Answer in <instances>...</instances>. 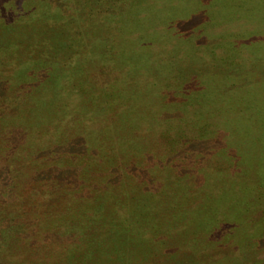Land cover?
Returning <instances> with one entry per match:
<instances>
[{
    "label": "rangeland",
    "instance_id": "374dc122",
    "mask_svg": "<svg viewBox=\"0 0 264 264\" xmlns=\"http://www.w3.org/2000/svg\"><path fill=\"white\" fill-rule=\"evenodd\" d=\"M32 1L40 6L41 13L38 20L30 24L23 23L25 18L21 17L9 22L4 15L9 8L5 11L0 8V66L24 56V64L33 67L34 73L29 78L28 68H24L12 79L20 82L28 78L33 84L29 90L21 92L32 90L38 94L34 104L26 109L33 120H50L63 113L66 110L64 94L73 90L77 93L75 108L80 113L89 111L96 128L86 127L78 119L77 124L82 130L87 129L93 140L107 146L109 142L116 143L122 151L126 147L138 149L142 146L141 136L137 134L142 128L140 124L152 122L151 116L171 111L168 108L173 107L174 102L165 107L159 101L160 95L178 98L182 83L194 82L193 90L188 91L192 98H198L191 126L199 128L205 120L219 116L223 108L234 105L251 118L246 135L247 150L240 151L239 159L235 158L237 165L233 175L223 173L225 170L215 172L216 188L203 189L208 191L207 196L197 206H173L176 201L170 203L171 192L166 191L178 189L172 183L165 186L166 192H160V199L159 196L154 198L157 193L151 189L142 193L137 187L127 194V200L116 199L118 204L129 206H110L111 197L107 194L102 201H83L76 206L55 204L51 202L52 188L42 179V175H49L41 171V176L38 171L33 178L38 185L25 186L26 195L20 198L25 201H18L10 194L3 195L0 204L14 203L15 211L22 208L21 212H27L30 218V211L37 214L41 210L47 217L57 214L59 220L55 218L56 221L71 218L85 224L86 232L80 234L82 240L72 238L76 252L63 255L64 244L60 242L59 247L54 248L55 254L49 256L51 264H255L251 253L245 250L244 241L264 234V41L252 44L253 49H248L252 54L249 57L244 54L245 47L240 46L241 43L233 44L228 37L247 38V28H238L240 19L255 23L253 31L260 30L258 24L264 25V0ZM54 3L70 8L72 25L47 24L51 14L46 7ZM207 10L215 23L226 25L218 31L220 39L210 45L199 44L200 26L193 29L194 35L188 38L178 34L180 20ZM36 41L41 48L35 46L31 50L33 43L30 42ZM29 49L34 55H30ZM71 52L75 53L74 60L66 63ZM8 74L0 69V97L18 86L9 88L3 84L11 81ZM233 90L239 94L238 99L231 98ZM10 119L12 124L33 125V120L27 116ZM18 131L11 136L0 128V184L7 180L1 171L2 164L7 162V156L13 155L5 150L8 142L4 139L10 141L11 147L20 143L26 145ZM2 134H5L4 139ZM222 154L230 156L226 150ZM31 161L30 151L23 148L18 159L10 162L16 167L25 165L30 170ZM222 175L228 179L226 183H222ZM51 176L53 187L55 175ZM70 179L67 181L61 176L66 186L71 184L68 189L74 190L73 199L87 196L77 195L80 183ZM142 183L148 186L151 181ZM259 196L262 201L258 200ZM118 208L124 210L123 216H119ZM257 211L263 214L260 219H255ZM41 223L46 225L47 222L41 220ZM223 225L231 227L229 233H218ZM174 228H177L175 233ZM249 228L251 233L247 232ZM74 232L72 228L61 231L60 237ZM53 237L45 240L58 239ZM222 243L228 246L223 247ZM11 246H16L15 241ZM207 246H213L212 250ZM9 254L7 256H13L12 251ZM24 256L20 263H49L44 257L37 260L26 253Z\"/></svg>",
    "mask_w": 264,
    "mask_h": 264
},
{
    "label": "trees",
    "instance_id": "16d2710c",
    "mask_svg": "<svg viewBox=\"0 0 264 264\" xmlns=\"http://www.w3.org/2000/svg\"><path fill=\"white\" fill-rule=\"evenodd\" d=\"M59 6L60 4L56 6L54 3L51 4L50 8L46 7V10L51 14V17L47 18V24L58 22L60 26L72 25L71 13L68 12L70 8L68 9L66 6L58 8ZM0 8L4 11L9 8V12L4 13L9 22H14L16 18L21 17L25 18L23 23L30 24L36 22L41 13L40 6L33 3L32 0H0ZM114 22L112 20V23ZM178 25V34L185 38L194 35L193 29L200 26L199 36L201 38L198 43L207 45L220 39L221 36L218 35V31L226 28L224 22L215 23L211 15L208 14V10L205 13L199 12L186 17V19L180 20ZM254 27L255 23L240 19L238 28L239 30L247 28V38L243 40L228 37L233 44L235 42L241 43L239 45L245 47L243 49L244 54L249 57L252 54L248 49H253L252 44L264 41V25L258 24L260 28L259 31L257 30L258 32L253 31ZM30 44L33 45L31 50L35 46L41 48L39 41L30 42ZM30 44L28 45L30 46ZM24 47H27V45L24 44ZM31 50H28L31 52L30 55H34ZM215 52L219 53L218 50ZM48 55H50V52ZM74 55L73 52L66 63L70 60L73 62ZM22 57L19 60L9 61L7 65L0 66V69H4L5 74L8 72L11 77L9 83L3 84L8 85V87L18 85L16 89L20 88V90H11L6 96L0 97V128L9 132L11 136L19 130L21 140L26 143V145L20 143L11 147L10 141L4 139L5 134H2L4 141L8 142H5V150L13 153V155L7 156V162L4 161L5 164H2L4 166L1 171L7 176V180L5 183L0 184V198H3V195L9 196L11 194L19 201L20 198L26 195L25 186L33 185L35 187L38 185L33 178L36 177L35 172L39 171L40 176L44 173L49 175H42V179L43 182L47 183V187L52 188L51 202L53 201L52 203L55 204L76 206L83 201H102L105 198L104 194H107V197H111L110 203L112 204L110 206H129L118 204L116 199L127 200V194L135 187L141 188L142 193H146L147 189H151V192L157 193L154 198L159 196L160 199V194L164 191L165 186L172 183L174 186H178V189H167L166 191L171 192L169 202L176 201V205L173 206L181 204L183 206H197L201 199L207 196L208 191L204 192L203 189L215 187L214 184H218L215 172L217 171L218 174V171L225 170L226 172L223 173L228 172L233 175L237 165L235 158L239 159L240 151L245 152L247 150L248 137L246 135L251 124V118L246 111L239 110L234 105L223 108L219 116L205 120L206 122L202 123L203 127L195 128L191 126L190 121H193V112L198 98H192L190 96L191 91L189 93L188 91L193 90L194 82L182 83L178 98L171 97L169 94H166L165 97L160 95L159 101H162L165 107L174 102L173 107L168 108L171 111L151 116L152 122L145 121L140 124L142 128L137 131V134L141 136L142 146L138 149L126 147L122 151L116 143L109 142L107 146L105 143L95 140V138L93 140L87 133V129L82 130L77 124L76 119L86 127L96 128L89 111L80 113L75 108L77 93L73 90L68 93L69 95L64 94V107H66V110L63 113H59L50 120L43 119L44 121L37 122L33 120L31 113L26 109L34 104L38 94L33 93L32 90L21 93L22 90L25 91L26 88L29 90V87L33 85L28 78L34 73L33 67H27ZM24 68H28L26 71L27 80L13 81L16 72ZM230 96L231 98H239L236 90H233ZM117 107L115 106V108ZM21 109L26 111L23 112ZM14 116L15 119L16 117L21 119L27 116L30 120H33V125L24 127V124L21 123L12 124L10 118ZM185 119H188L190 124ZM29 123L31 122L29 121ZM137 128L139 129V127ZM23 148L29 150L32 156L33 161L31 163L33 165L30 170L25 165L16 167L14 163L10 162L18 159V155ZM223 150H226L230 156H223ZM88 157L90 159H87ZM51 175H55L56 178H54L53 187L50 182L53 178L49 180L52 177ZM61 176L67 181H71L70 177L74 178L73 182L74 180L78 181L80 185L76 188L77 195L84 193L87 196L80 200L73 199L74 190L68 189L71 184L66 186L65 182H62ZM222 179V183L228 181L225 176ZM146 181H151V184L147 186L142 183ZM199 190H203V193L200 194L201 191ZM41 196H44V194L42 193ZM258 200L262 201L263 198L259 196ZM45 201L46 198L43 202ZM5 205L6 207H1ZM45 205H47L46 202ZM9 206H12L11 209H9ZM14 206L16 204H9L8 202L0 204V216H3V218H0L1 264H30L31 262L20 263V260L25 257L24 253L35 257L37 260L43 257L49 260V256L55 254L53 252L54 248L59 247L60 242L64 244L63 255L69 251L76 252L74 241L82 240L80 234L86 232L87 227L85 224L71 218L65 222L56 221L57 214L48 215L47 217L42 214L41 210L37 214L30 211L32 215L30 218L27 216V212H21L20 209L22 208L15 211ZM120 208L117 209V212L119 216H123L121 213L124 210ZM255 215V219H260L263 214L257 211ZM41 220L47 222L46 225L42 224ZM58 228L60 231L57 230ZM70 228L75 230L74 234H65L64 238L60 237L61 231ZM220 229L219 234H227L230 232L231 227L223 225ZM176 231L177 228H174L173 233ZM247 232L251 233V229L249 228ZM52 235L53 238L58 237V239L55 238V240L47 242L48 239L45 240V238ZM72 238H75V240L73 241ZM14 241L16 246L12 248L11 244H14ZM244 244L245 250L251 253V260L255 264H264V234L258 235L250 241H244ZM220 245H223V247L228 246L225 243ZM206 248L212 250L213 246H207ZM11 251L13 256H7ZM42 253L44 255H41ZM51 259L48 264L52 263Z\"/></svg>",
    "mask_w": 264,
    "mask_h": 264
}]
</instances>
